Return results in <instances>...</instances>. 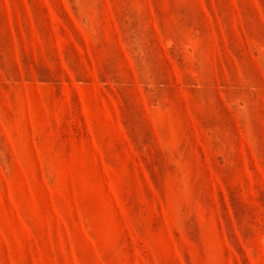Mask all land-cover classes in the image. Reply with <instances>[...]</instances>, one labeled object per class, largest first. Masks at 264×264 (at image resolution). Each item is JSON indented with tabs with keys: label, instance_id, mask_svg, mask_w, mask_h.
I'll return each mask as SVG.
<instances>
[{
	"label": "rangeland",
	"instance_id": "374dc122",
	"mask_svg": "<svg viewBox=\"0 0 264 264\" xmlns=\"http://www.w3.org/2000/svg\"><path fill=\"white\" fill-rule=\"evenodd\" d=\"M0 264H264V0H0Z\"/></svg>",
	"mask_w": 264,
	"mask_h": 264
}]
</instances>
